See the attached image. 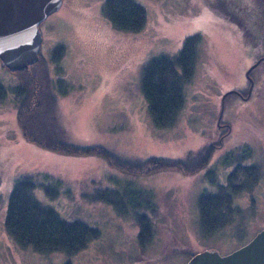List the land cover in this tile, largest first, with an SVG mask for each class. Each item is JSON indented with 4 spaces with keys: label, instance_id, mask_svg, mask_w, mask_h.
I'll return each instance as SVG.
<instances>
[{
    "label": "rangeland",
    "instance_id": "rangeland-1",
    "mask_svg": "<svg viewBox=\"0 0 264 264\" xmlns=\"http://www.w3.org/2000/svg\"><path fill=\"white\" fill-rule=\"evenodd\" d=\"M102 1L62 0L60 8L39 24L40 54L50 76L69 85L68 93L57 97L69 139L101 145L128 159H185L221 136L222 145L205 167L187 175L175 170L135 175L108 166L97 156L43 149L24 141L11 105L10 89L17 77L0 65V80L8 92L0 104V264H180L191 252L210 247L227 252L248 243L264 224V62L250 73L256 78V95L242 101L235 93L245 95L250 78L246 71L264 60L259 57L264 54L263 31L257 38L247 34L221 17L225 14L214 0H135L144 7L146 24L139 32H122L100 13ZM240 2L250 6L253 0ZM194 33L201 34L202 43L184 89L183 106L170 126L156 129L140 91L141 66L159 52L175 53ZM57 43H63L66 51L53 64L52 48ZM231 152L243 155V164H256L259 178L233 199L239 215L205 234L197 200L205 190L214 191L216 182L224 184L231 165H223L219 157ZM36 172H47L60 182L53 199L37 186L34 195L40 202L69 222L81 220L100 231L73 256L42 254L30 246L22 249L4 229L14 179ZM111 179L151 194L154 236L144 250H139L138 227L132 218L96 199L98 189L117 187ZM173 248L179 249L177 257L171 254Z\"/></svg>",
    "mask_w": 264,
    "mask_h": 264
},
{
    "label": "trees",
    "instance_id": "trees-1",
    "mask_svg": "<svg viewBox=\"0 0 264 264\" xmlns=\"http://www.w3.org/2000/svg\"><path fill=\"white\" fill-rule=\"evenodd\" d=\"M238 1L235 4L233 0H214V3L225 14L221 17L239 24L242 29L247 30V34L257 38L260 36V26L248 18L246 20V16H261L260 0H257L258 4L253 0L250 6H244ZM100 13L114 29L122 32H139L146 24L144 7L135 0H103ZM201 43V34L194 33L183 39L180 49L175 53L159 52L143 62L139 72L140 91L147 103L151 124L156 129L170 126L182 108L184 89L193 75L196 52ZM65 51L63 43L53 45L52 63L60 62ZM14 73L17 82L10 91L15 121L24 141L43 149L72 156H97L104 159L108 166L135 175H151L163 170H175L187 175L205 167L214 150L222 145L223 136L190 152L185 159H128L101 145L86 146L77 143L69 139L57 100L58 96L68 93V83L60 78H51L47 60L40 52L35 63ZM7 94V89L0 80V104L7 99ZM219 159L223 165H231L224 184L216 182L214 191L205 190L197 200L200 226L205 234L224 227L239 215L240 208L233 205V199L250 190L259 178L258 166L253 162L243 164V155L231 152ZM210 171L214 173L213 170ZM111 180H114L117 187L98 189L96 199L132 218L138 227L136 240L139 250H144L154 236L149 214L153 215L156 210L151 194H140L130 184L120 183L117 179ZM59 183L47 172L23 174L14 179L6 207L4 229L20 248L30 246L33 251L42 254L60 252L73 256L87 247L90 241L98 238V228L81 220L69 222L54 208L35 197V188L42 186L46 196L55 198Z\"/></svg>",
    "mask_w": 264,
    "mask_h": 264
},
{
    "label": "water",
    "instance_id": "water-1",
    "mask_svg": "<svg viewBox=\"0 0 264 264\" xmlns=\"http://www.w3.org/2000/svg\"><path fill=\"white\" fill-rule=\"evenodd\" d=\"M62 0H0V65L20 71L38 59L42 42L39 24L57 11ZM249 66L248 72L255 67ZM264 223V222H263ZM186 264H264V224L249 241L227 254L205 249Z\"/></svg>",
    "mask_w": 264,
    "mask_h": 264
},
{
    "label": "flooded vegetation",
    "instance_id": "flooded-vegetation-1",
    "mask_svg": "<svg viewBox=\"0 0 264 264\" xmlns=\"http://www.w3.org/2000/svg\"><path fill=\"white\" fill-rule=\"evenodd\" d=\"M257 4H258V1H257ZM260 8H261V10H260V15L261 16H246V17H249V19L250 20H252V21H254L255 22V24L256 25H258V26H260V29L259 30H262L263 31V35H264V1L263 0H261L260 1ZM257 8V7H256ZM237 26H239V24H237ZM243 31H245V32H247V30H245V29H243ZM264 46V45H263ZM259 57H263L264 58V54L262 55V56H259ZM256 61V60H255ZM262 62H264V60H262V61H260V63H257L256 64V66L255 67H253L251 70H250V72H249V76H250V73H252L253 72V70L255 69V68H257L258 66H260V64L262 63ZM254 77V76H253ZM253 77H251L250 76V78H249V81H247V86H246V91H245V95H243V93L242 92H240V91H238L237 93H235L236 94V96L239 98V99H241L242 101H248L249 99H251V97H253V94L254 95H256V92H254V87H255V81H256V78H253ZM251 152H252V150H251ZM152 240V239H151ZM150 242V241H149ZM210 249H215V250H217L216 248H213V247H210ZM204 250V249H203ZM218 252H219V254H227V253H229V252H231V250L230 251H224V252H221V251H219V250H217ZM177 252H179V249L178 248H173L172 249V253H171V251H170V253L172 254V255H177ZM198 251H196V252H191L190 253V255L188 256V254H187V256L188 257H186L187 258V260L184 262V263H181L180 262V264H186L187 263V261H188V259L193 255V254H195V253H197ZM174 256V257H175ZM177 257V256H176ZM175 257V258H176ZM165 258H167V256H165L164 258H163V260L165 259Z\"/></svg>",
    "mask_w": 264,
    "mask_h": 264
}]
</instances>
